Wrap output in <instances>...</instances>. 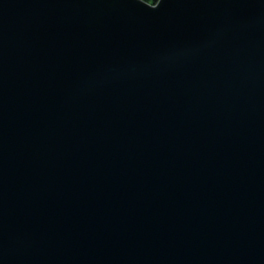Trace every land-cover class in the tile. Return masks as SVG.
Returning a JSON list of instances; mask_svg holds the SVG:
<instances>
[{
	"label": "water",
	"instance_id": "1",
	"mask_svg": "<svg viewBox=\"0 0 264 264\" xmlns=\"http://www.w3.org/2000/svg\"><path fill=\"white\" fill-rule=\"evenodd\" d=\"M0 264H264V0H0Z\"/></svg>",
	"mask_w": 264,
	"mask_h": 264
},
{
	"label": "trees",
	"instance_id": "2",
	"mask_svg": "<svg viewBox=\"0 0 264 264\" xmlns=\"http://www.w3.org/2000/svg\"><path fill=\"white\" fill-rule=\"evenodd\" d=\"M146 2H149V3H155L157 0H144Z\"/></svg>",
	"mask_w": 264,
	"mask_h": 264
}]
</instances>
